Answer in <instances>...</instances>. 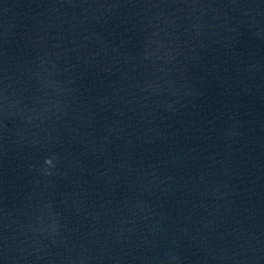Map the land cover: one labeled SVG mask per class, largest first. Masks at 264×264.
Returning a JSON list of instances; mask_svg holds the SVG:
<instances>
[{"label":"water","instance_id":"water-1","mask_svg":"<svg viewBox=\"0 0 264 264\" xmlns=\"http://www.w3.org/2000/svg\"><path fill=\"white\" fill-rule=\"evenodd\" d=\"M0 264H264V0H0Z\"/></svg>","mask_w":264,"mask_h":264},{"label":"clouds","instance_id":"clouds-1","mask_svg":"<svg viewBox=\"0 0 264 264\" xmlns=\"http://www.w3.org/2000/svg\"><path fill=\"white\" fill-rule=\"evenodd\" d=\"M48 163H50V161H48Z\"/></svg>","mask_w":264,"mask_h":264}]
</instances>
